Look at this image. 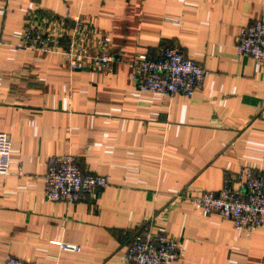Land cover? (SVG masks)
I'll use <instances>...</instances> for the list:
<instances>
[{
  "label": "crops",
  "instance_id": "crops-1",
  "mask_svg": "<svg viewBox=\"0 0 264 264\" xmlns=\"http://www.w3.org/2000/svg\"><path fill=\"white\" fill-rule=\"evenodd\" d=\"M65 12L104 41L109 73L71 71L62 58L16 47L27 11ZM264 24V0H0V264H123L132 234L176 239L170 264H264V229L234 231L179 195L217 192L240 170L264 175V65L233 51L241 26ZM175 46L207 75L191 98L138 93L126 63ZM105 176L94 199L43 196L50 156ZM234 187V185L232 186ZM56 242L76 246L63 252Z\"/></svg>",
  "mask_w": 264,
  "mask_h": 264
},
{
  "label": "built area",
  "instance_id": "built-area-1",
  "mask_svg": "<svg viewBox=\"0 0 264 264\" xmlns=\"http://www.w3.org/2000/svg\"><path fill=\"white\" fill-rule=\"evenodd\" d=\"M94 30L78 17L64 13L47 15L39 10L23 16L17 48L48 53L62 58L71 71L109 73L110 57L104 41L92 44ZM235 56L250 58L264 65V24L255 21L241 26L233 44ZM129 80L138 93L159 96L179 95L191 98L199 90L207 72L198 64L182 57L175 46L158 49L155 57L137 54L126 63ZM10 144L0 132V176L8 172ZM43 196L48 202L65 205L94 199L107 185L105 176L83 174L71 155L50 156L42 176ZM234 185V187H232ZM181 202L197 208L203 215H216L228 222L234 231L251 234L264 229V175L240 170L232 178L224 177L217 192L179 195ZM63 252L77 253L79 248L54 243ZM179 242L143 224L131 236L123 256V264H170L179 257ZM3 264H38L7 254Z\"/></svg>",
  "mask_w": 264,
  "mask_h": 264
}]
</instances>
